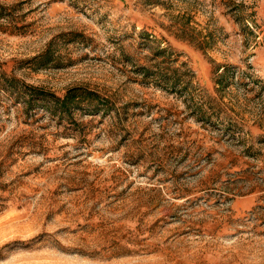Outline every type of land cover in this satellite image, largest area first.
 Wrapping results in <instances>:
<instances>
[{
    "label": "rangeland",
    "instance_id": "1",
    "mask_svg": "<svg viewBox=\"0 0 264 264\" xmlns=\"http://www.w3.org/2000/svg\"><path fill=\"white\" fill-rule=\"evenodd\" d=\"M0 4V264H264V0Z\"/></svg>",
    "mask_w": 264,
    "mask_h": 264
},
{
    "label": "trees",
    "instance_id": "2",
    "mask_svg": "<svg viewBox=\"0 0 264 264\" xmlns=\"http://www.w3.org/2000/svg\"><path fill=\"white\" fill-rule=\"evenodd\" d=\"M6 6L0 4V13ZM82 33L76 32L74 30L65 31L61 35L76 37L80 36ZM69 37V38H70ZM51 42L49 47L43 52V57H47V61H50ZM41 55H35L34 58H38ZM42 58V57H40ZM144 68L145 72L149 71V68ZM228 69V66H224V71ZM157 70V69H156ZM154 71V73L156 72ZM224 73V72H223ZM165 78H167V73H163ZM169 77V76H168ZM221 75L220 78L221 79ZM4 86L10 89L12 92H16L17 98L22 97L26 103V107L30 109H37L38 106L47 108L53 114H58L59 117L65 115L71 116L72 112L77 109H85L86 113L92 114L97 113L98 110L102 108L105 110L109 105L108 97L100 94L98 91L88 88L84 85L71 86L66 89V92L62 95L57 94L55 91H49L43 87L32 85L26 83L21 78L10 76V78H5Z\"/></svg>",
    "mask_w": 264,
    "mask_h": 264
}]
</instances>
